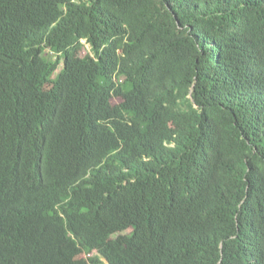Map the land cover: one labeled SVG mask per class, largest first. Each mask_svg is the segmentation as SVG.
Here are the masks:
<instances>
[{"label": "trees", "instance_id": "trees-1", "mask_svg": "<svg viewBox=\"0 0 264 264\" xmlns=\"http://www.w3.org/2000/svg\"><path fill=\"white\" fill-rule=\"evenodd\" d=\"M0 264H264V0H0Z\"/></svg>", "mask_w": 264, "mask_h": 264}, {"label": "rangeland", "instance_id": "rangeland-1", "mask_svg": "<svg viewBox=\"0 0 264 264\" xmlns=\"http://www.w3.org/2000/svg\"><path fill=\"white\" fill-rule=\"evenodd\" d=\"M89 50V46L87 45L86 49L84 50V52H87ZM46 56L49 58V59H54L55 56L52 52H50L49 50H46ZM123 233H126L125 231L124 232H121V234Z\"/></svg>", "mask_w": 264, "mask_h": 264}]
</instances>
